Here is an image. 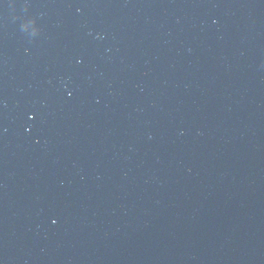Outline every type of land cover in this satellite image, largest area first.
Wrapping results in <instances>:
<instances>
[{"label": "water", "instance_id": "95a60500", "mask_svg": "<svg viewBox=\"0 0 264 264\" xmlns=\"http://www.w3.org/2000/svg\"><path fill=\"white\" fill-rule=\"evenodd\" d=\"M0 264H264V0H0Z\"/></svg>", "mask_w": 264, "mask_h": 264}]
</instances>
